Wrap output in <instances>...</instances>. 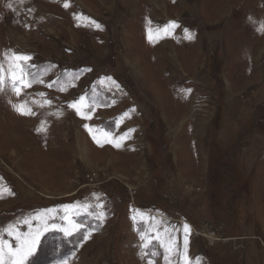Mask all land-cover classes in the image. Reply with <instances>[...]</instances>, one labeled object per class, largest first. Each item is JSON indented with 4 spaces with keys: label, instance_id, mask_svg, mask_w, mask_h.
<instances>
[{
    "label": "rangeland",
    "instance_id": "rangeland-1",
    "mask_svg": "<svg viewBox=\"0 0 264 264\" xmlns=\"http://www.w3.org/2000/svg\"><path fill=\"white\" fill-rule=\"evenodd\" d=\"M13 54L33 82L0 90V239L40 230L25 264H183L185 240L264 264V0H0Z\"/></svg>",
    "mask_w": 264,
    "mask_h": 264
},
{
    "label": "snow or ice",
    "instance_id": "snow-or-ice-1",
    "mask_svg": "<svg viewBox=\"0 0 264 264\" xmlns=\"http://www.w3.org/2000/svg\"><path fill=\"white\" fill-rule=\"evenodd\" d=\"M67 7V4L65 5ZM169 26L171 28L178 27L176 22L172 21L169 22V25H166L163 31L166 33L170 30ZM185 33H187V29H184ZM187 38H191L189 35ZM151 39V34H150ZM31 57L23 56V55H16L13 54V62L9 64L8 70L5 71L2 64H0V90H3L5 87L6 82L11 84V89L16 93L17 96L21 94V90L26 87H31V84L33 80L31 77L33 76V73L27 71V68L25 66V62L29 61ZM62 90V89H61ZM190 91V90H188ZM72 107H76L75 104L71 105ZM15 110L19 112L21 115H30L31 110L26 109L25 105H13ZM79 108H77V112L79 114ZM90 118V117H86ZM85 128H88V125L84 126ZM41 129H38L40 131ZM91 132V129H89ZM95 139V137H93ZM99 143V141H97ZM109 143H113L112 140L108 141ZM114 146L119 147L120 145L118 143L114 144ZM7 191L10 193V189H6L3 186H0V198H3L4 192ZM26 224L29 223L28 220L24 221ZM53 228H55V225H52ZM44 231L48 230V225L45 223L44 225ZM65 234H70L69 229H62ZM8 234L12 235L13 231L11 226L8 229ZM42 235V232L40 230H37L35 233L29 232L26 235L21 236L19 233L16 234L15 239L17 241L16 247L13 248L11 244H9L6 240L0 239V264H25V260L31 253L34 251L36 245L40 241V236ZM144 248H147V244L143 245ZM161 247L164 248V254L163 258L165 261V264H171L170 261V254L175 251L173 245H161ZM186 247H187V240H185V252L181 254V260L183 264H191V258L187 256L186 253ZM146 255L155 256L157 255L156 252L151 253H145ZM149 264H152L150 261Z\"/></svg>",
    "mask_w": 264,
    "mask_h": 264
},
{
    "label": "built area",
    "instance_id": "built-area-1",
    "mask_svg": "<svg viewBox=\"0 0 264 264\" xmlns=\"http://www.w3.org/2000/svg\"><path fill=\"white\" fill-rule=\"evenodd\" d=\"M203 226L205 227V225L203 224Z\"/></svg>",
    "mask_w": 264,
    "mask_h": 264
}]
</instances>
